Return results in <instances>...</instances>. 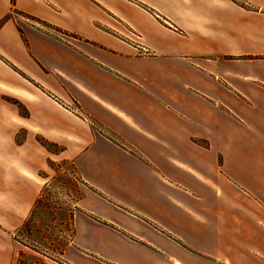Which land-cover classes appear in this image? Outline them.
<instances>
[{"label": "crops", "instance_id": "obj_1", "mask_svg": "<svg viewBox=\"0 0 264 264\" xmlns=\"http://www.w3.org/2000/svg\"><path fill=\"white\" fill-rule=\"evenodd\" d=\"M250 1L251 9L233 0H0V87L27 105L30 114L20 121L65 145L57 156L99 193L112 198L103 186L114 182L171 199L177 209L158 205L160 219L140 213L172 225L163 227L167 238L185 251L181 258L167 253L173 264H264V0ZM14 7L42 22L19 30L7 18ZM108 11L138 39L108 31L116 28L105 20ZM44 22L78 37H58ZM101 130L142 153L161 154L181 171L178 179L150 160L157 180H130L111 155L132 151ZM200 136L209 147L197 167L180 154L196 153ZM235 150L251 153L241 168H252L255 180H231L224 170ZM46 158L30 172L44 169ZM76 231V246L88 249Z\"/></svg>", "mask_w": 264, "mask_h": 264}, {"label": "rangeland", "instance_id": "obj_2", "mask_svg": "<svg viewBox=\"0 0 264 264\" xmlns=\"http://www.w3.org/2000/svg\"><path fill=\"white\" fill-rule=\"evenodd\" d=\"M16 1L13 0V3ZM233 1L250 9L253 7L250 0ZM136 3H140V1H136ZM108 12L111 15L106 14L105 20L114 25L115 30L98 24L100 27L106 28L117 36L130 35L132 38L138 39V36L130 32L127 25L115 19L116 17L114 18L112 12ZM11 17L16 20L19 30L22 29L21 24L24 22L38 25L40 20L24 13L17 7L11 8L7 18ZM45 25L42 26L44 29L58 37L68 38L71 35L78 37L66 29L49 28L48 25ZM1 87L0 264H19V259L26 264H39L40 262L42 264H173L167 259V253L176 257H183L185 251L170 244L167 238L169 235L163 228L164 226L172 227V225L165 222L163 218L160 220V224H157L140 213L145 212L147 215L160 219V215L156 213L158 205L161 208L168 206L170 210L177 209L171 199L167 200L155 188L150 187L141 190L143 195L133 194L134 187L131 189L130 187L124 188L120 183L114 182L105 183L103 186L113 199L109 195L107 197L105 194L92 189L81 180L71 161L57 156L65 150V145L26 129L19 117L29 116L30 112L27 105L20 97L6 93ZM13 92L18 91L14 90ZM67 104L72 110L78 109L69 102ZM132 112L138 117L144 115L141 111ZM101 131L118 145L132 151L133 155L131 156H125L119 151H114L111 155L116 161L117 170L120 169L127 173L130 180H157L150 174L153 172L155 175L154 171H157L150 160L160 165L164 164L162 167L168 176L178 179L176 175L181 171L177 170L171 162L165 159L162 161L159 158L161 154L153 153L152 150L142 153L139 148H136L137 150L131 148L130 144L120 136L107 130ZM244 132L247 137L252 139H250L251 144H257L256 133L247 129ZM263 133L264 131H262ZM133 140L136 142V138ZM208 147L205 137H197V152L192 154L182 152L180 157L191 164H195L194 160H197L198 167L199 163L204 164L200 157L203 156ZM45 152L47 156L45 168L38 169V174L30 172L29 167L38 166L40 156L44 155ZM217 155L218 165L221 166L224 161L223 154L218 153ZM250 156L251 153L247 151L240 150L238 152L235 150L233 152L234 162L224 164V170L230 173L231 180H252V178L255 180L252 168L248 170L249 176L245 172L247 178L242 177L245 173L241 167H246L247 158ZM203 172L207 173L206 171ZM27 175L40 183L35 185L32 180L27 178ZM39 175H46L49 179L45 181ZM103 177L107 180L112 179L110 174ZM214 180H225V178L214 176ZM170 191L172 195L180 194L176 190ZM148 199L153 201L146 202ZM76 208H81V211ZM72 210L75 213L74 233L72 237H69L70 231H66L69 226L65 219ZM77 215L78 229L75 224ZM86 215H88V219L85 217ZM48 225L53 226L54 229H50ZM19 228H22V231ZM38 228H42V233L47 238L45 242L48 245L62 247L72 239L62 255L53 250L49 251V254L57 259V262L27 247V245L37 244ZM44 228L48 231H45ZM76 230L86 240L88 249L76 246ZM16 236L26 246L16 241ZM148 241L157 244L160 249ZM162 248H164L166 257L161 250ZM100 254L102 256H99Z\"/></svg>", "mask_w": 264, "mask_h": 264}, {"label": "trees", "instance_id": "obj_3", "mask_svg": "<svg viewBox=\"0 0 264 264\" xmlns=\"http://www.w3.org/2000/svg\"><path fill=\"white\" fill-rule=\"evenodd\" d=\"M12 2H13V0H12ZM36 19L38 20V18H36ZM39 21H41V20H39ZM44 24L49 26V24H47L45 22H44ZM76 209L78 211L79 210L81 211V208H76ZM65 220H66V222L68 223V226H69V229H67L66 231H70L69 237H72L73 233H74V227L73 226H74V220H75V213L73 212V210L69 213L68 217ZM48 226H50V225H48ZM41 229L42 228H38L37 229V238H38L37 244L27 245V247L29 249L37 252L38 254L46 256L48 258H51L53 261L57 262V259L53 258V256H51L49 254V251L53 250L55 252H58V254L62 255L65 252V250L67 249L68 244L71 242L72 239H70V242L65 244V245H63L62 247H56V246L51 245V244L48 245L47 242H45V239H47L46 235H44V233H42ZM50 229H54V227L50 226ZM19 230L22 231V228H19ZM45 231H48V229L47 230L45 229ZM15 240L20 242V243H22L21 240L17 236L15 237ZM23 245L26 246V244H23ZM19 264H26V263L24 261L22 262V260L19 259ZM34 264H38V263H34ZM39 264H42V262H40Z\"/></svg>", "mask_w": 264, "mask_h": 264}]
</instances>
